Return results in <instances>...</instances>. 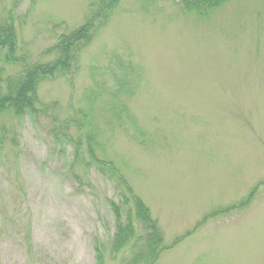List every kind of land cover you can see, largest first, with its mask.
I'll list each match as a JSON object with an SVG mask.
<instances>
[{
	"label": "rangeland",
	"instance_id": "rangeland-1",
	"mask_svg": "<svg viewBox=\"0 0 264 264\" xmlns=\"http://www.w3.org/2000/svg\"><path fill=\"white\" fill-rule=\"evenodd\" d=\"M100 1L75 67L35 86L38 113L0 110V264L130 263L141 231L115 251L117 176L161 233L150 264H264V0L204 16L177 0H0L3 78L52 60ZM90 131L92 154L75 152Z\"/></svg>",
	"mask_w": 264,
	"mask_h": 264
},
{
	"label": "trees",
	"instance_id": "trees-1",
	"mask_svg": "<svg viewBox=\"0 0 264 264\" xmlns=\"http://www.w3.org/2000/svg\"><path fill=\"white\" fill-rule=\"evenodd\" d=\"M177 1V5L182 11H194L195 13L204 16L210 9L220 5L226 0ZM100 4L101 8L99 9V13H96L91 21H88L78 30H73L72 32L67 33L65 36L61 35L62 37L56 42V44L45 51L46 54L54 55L52 60L43 64L25 63L24 66L22 65L23 75L19 80L16 81L11 77L3 78L2 71L0 69V110L4 107L10 108L11 112L19 117H33L35 113H38L37 109H35L33 106L34 100L32 94L34 92L35 86L42 76H50L55 72L67 73L75 67L79 51L85 46V44L90 39L89 37L93 34L91 30H95L98 22L106 19L109 15L107 13L108 11L105 13L106 10L102 9L104 3L100 1ZM13 35V30L8 27L6 22H2L0 25V46L7 48L10 53H12L15 49ZM12 58L14 61L17 60L15 56H12ZM22 61V59L19 60V62ZM118 85V89L113 88L116 89V91H111L112 94H115L123 89L124 83L122 81H119ZM2 86H5V88L3 89ZM92 99H94V97L88 98L90 101ZM124 112L125 109L122 110L120 108L117 110V114L115 116H119ZM79 117V111L73 110L72 116L69 120L70 124L76 127ZM66 128V134H63L62 136L67 141L68 137L72 139V136L68 133ZM81 143L86 144V148L91 155L92 146L96 143L94 135L91 133V131L82 133L81 136H79V138L75 141V152L76 148L80 147ZM75 159L78 158L74 156L73 160ZM96 163L97 161L92 159L86 163V166H95ZM102 169L104 170V167L98 168V170ZM117 184V187L121 185V188L124 189L125 192L121 190L122 193H119L118 198L120 200L118 203H115L114 201H108V206L111 210L114 220L115 233L112 243H114L115 251L119 253L120 251H123L125 247H128L127 243L131 240L135 229L140 228L141 235L137 237L135 243L130 247V249L136 248V250L129 252V257L131 256V258L130 263L127 262V264H140L142 259H146L147 264H150L157 258L155 251H157L160 247L162 241L161 233L157 229L155 222L150 218L148 209L138 198L131 195L129 187L124 183L120 176H117ZM133 216L135 219H133ZM132 220H134V222ZM133 225L136 227L134 228Z\"/></svg>",
	"mask_w": 264,
	"mask_h": 264
}]
</instances>
